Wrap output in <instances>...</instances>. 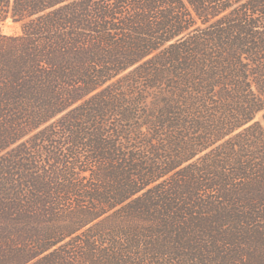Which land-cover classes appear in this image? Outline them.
I'll return each mask as SVG.
<instances>
[{
    "label": "trees",
    "instance_id": "1",
    "mask_svg": "<svg viewBox=\"0 0 264 264\" xmlns=\"http://www.w3.org/2000/svg\"><path fill=\"white\" fill-rule=\"evenodd\" d=\"M0 264H264V0H0Z\"/></svg>",
    "mask_w": 264,
    "mask_h": 264
},
{
    "label": "rangeland",
    "instance_id": "2",
    "mask_svg": "<svg viewBox=\"0 0 264 264\" xmlns=\"http://www.w3.org/2000/svg\"><path fill=\"white\" fill-rule=\"evenodd\" d=\"M0 29L6 34H18L20 33V28L17 23H13L10 19L0 25Z\"/></svg>",
    "mask_w": 264,
    "mask_h": 264
}]
</instances>
